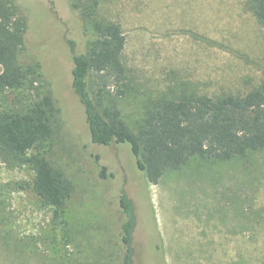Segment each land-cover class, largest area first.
Returning a JSON list of instances; mask_svg holds the SVG:
<instances>
[{
	"label": "rangeland",
	"instance_id": "rangeland-1",
	"mask_svg": "<svg viewBox=\"0 0 264 264\" xmlns=\"http://www.w3.org/2000/svg\"><path fill=\"white\" fill-rule=\"evenodd\" d=\"M17 2L29 22L19 60L34 73L22 87L0 91V112L25 113L52 93L61 110L54 134L28 156L60 169L73 191L61 210L43 207L30 166L0 161V264H119L122 193L138 210L134 241L155 235L165 264H264V150L227 163L192 159L147 183L128 145L87 138L68 45L80 49L79 14L65 0L77 27L65 32L53 13ZM102 14L126 38L129 92L120 109L134 131L160 97L243 95L264 80V29L246 0H105Z\"/></svg>",
	"mask_w": 264,
	"mask_h": 264
},
{
	"label": "trees",
	"instance_id": "trees-1",
	"mask_svg": "<svg viewBox=\"0 0 264 264\" xmlns=\"http://www.w3.org/2000/svg\"><path fill=\"white\" fill-rule=\"evenodd\" d=\"M246 2L264 29V0ZM68 4L79 14L82 31L80 49L72 40L68 44L71 91L83 108L91 143L128 145L137 169L153 185L192 159L227 163L264 150V80L243 95L210 96L188 91L177 97H160L145 107L134 131L120 109L129 92L126 38L121 25L102 14L105 0H68ZM28 28V18L17 0H0V91L22 87L34 70H26L19 60ZM37 68L41 69L40 63ZM55 104L49 93L25 113L0 112V161L29 165L34 194L43 207L58 211L70 197L73 185L44 157L28 156L29 151L52 138L54 123L61 114ZM100 177L107 178L104 166L100 167ZM118 203L122 214L119 264H165L155 235L149 234L147 243L141 245L134 241L138 210L133 202L122 193Z\"/></svg>",
	"mask_w": 264,
	"mask_h": 264
},
{
	"label": "flooded vegetation",
	"instance_id": "flooded-vegetation-1",
	"mask_svg": "<svg viewBox=\"0 0 264 264\" xmlns=\"http://www.w3.org/2000/svg\"><path fill=\"white\" fill-rule=\"evenodd\" d=\"M33 5L39 10V13L42 12V15L48 13L54 14V23L57 27H65L67 32L70 29H76L73 27V21L68 13L66 8L65 0H32ZM75 22V21H74ZM62 29V28H61Z\"/></svg>",
	"mask_w": 264,
	"mask_h": 264
}]
</instances>
